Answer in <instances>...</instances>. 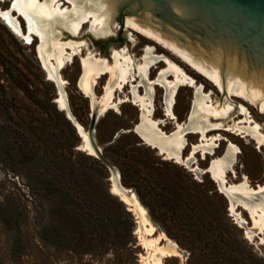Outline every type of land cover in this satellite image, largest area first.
I'll list each match as a JSON object with an SVG mask.
<instances>
[{"label": "rangeland", "instance_id": "obj_1", "mask_svg": "<svg viewBox=\"0 0 264 264\" xmlns=\"http://www.w3.org/2000/svg\"><path fill=\"white\" fill-rule=\"evenodd\" d=\"M11 3L0 1V9H10ZM71 7L66 0H59L58 10ZM127 12L116 11L112 33L104 37L94 35L95 26L88 20L81 25L78 37L55 27L62 34V42H85L81 53L60 70L68 107L84 130L90 119V103L77 82L80 59L89 53L110 62L115 50L127 48L138 60L146 44L155 45L158 53L202 84L206 93L211 92L213 105L224 102L212 81L171 51L122 24L121 16L123 20L134 17L126 16ZM12 14L25 32L23 16L14 10ZM38 43V36L32 34L31 42L25 44L0 19V264H154L153 247H145L139 238L154 237L137 231L132 212L110 193L109 171L79 149L80 135L65 111L58 109V90L39 61ZM163 66L160 62L151 68L149 77L154 78ZM106 79L102 76L97 80L93 88L96 96L103 93ZM139 90L143 94V89ZM129 91L126 85L122 92H115L114 100L118 103V98L130 95ZM193 95L192 87L179 89L173 107L178 121L187 119ZM231 99L234 110L224 120V127L208 133L221 137L214 154L195 157L204 169L211 158L223 154L230 141L239 153L234 172L226 173L227 182L238 183L245 175L255 187L264 183V148L231 133L226 126L244 117L238 112L242 104L264 134V115L238 97ZM162 102L163 89L155 86L153 119H165ZM117 106L99 116L94 138L117 169L122 185L132 190L146 209L157 232H164L178 246L179 256L164 257L157 264H264V231L259 234L251 228L247 212L239 207L243 221L234 220L227 198L208 174L197 175L182 164L164 160L134 132L140 108L130 101ZM165 121L159 128L169 134L175 130L174 122ZM185 137L184 157L190 153L191 144L199 141L196 133H186Z\"/></svg>", "mask_w": 264, "mask_h": 264}, {"label": "bare ground", "instance_id": "obj_2", "mask_svg": "<svg viewBox=\"0 0 264 264\" xmlns=\"http://www.w3.org/2000/svg\"><path fill=\"white\" fill-rule=\"evenodd\" d=\"M11 1L10 9H0V19L25 44L31 42L32 34L38 36L39 61L47 79L54 82L57 87L58 96L55 98V103L58 109L66 111L67 114H69L68 103L63 90L65 80L61 77L60 70L72 60L74 55L81 53V47L85 42L73 39L62 42V34L56 31L55 27L63 28L72 37H78L81 25L88 20L92 27L95 26L94 35L104 37L112 33L111 26L116 18V11L123 5H126L132 13L128 16H134L124 21L127 28H132L148 40L171 51L198 73L212 81L221 93L224 91V102L213 105L211 92L206 93L202 84H198L168 56L158 53L156 46L152 44H146L138 60L129 54L127 48L115 50L110 62L97 58L92 53L80 59L81 73L77 86L79 91L89 99L90 110L97 107L100 116L126 101L138 106L141 115L138 124L134 126V132L145 145L157 150L158 155L164 160H173L175 163L182 164L197 175L208 174L220 193L227 198L230 216L237 222H242L243 216L238 210L240 207L247 212L252 224L251 228L259 230V234L264 231V183L253 187L245 175H242L238 183H228L226 180V173L234 172L233 166L239 153L238 147L229 141L223 154L211 158L209 165L204 169L198 166L195 157L196 154H199L201 158L214 154L216 141L221 137L208 133L223 128L224 120L230 118L234 110L232 96L242 99L255 107L259 114L264 115V89L221 69L207 59H203L204 57L191 53L190 49L159 34L126 0H66L72 5L68 10H58L59 0H43L40 3L39 0ZM13 10L22 15L27 22L25 32L20 29L19 21L12 14ZM160 62H163L164 66L151 79L149 77L151 68ZM102 76H107L103 93L96 96L93 88ZM126 85L130 87V95L118 98L117 103L114 100L115 92H122ZM155 86L163 89L162 104L165 119L152 118ZM184 86L192 87L194 95L187 119L180 122L173 112V107L179 89ZM139 88L143 89V94ZM238 112L244 117L236 122L233 120L226 126L227 130L246 140H254L259 149L264 148V134L261 133L260 125L250 120L249 112L244 105H238ZM166 119L172 120L175 127V130L169 134L159 128V125L164 124ZM72 121L82 139L79 149L93 156L94 150L87 132L77 121ZM186 133L198 134L199 141L191 144L190 153L184 157L182 151L188 144ZM234 177L236 178L235 174ZM110 180L111 194L118 197L132 212L138 224L137 231L143 230L144 236L154 237L153 239H147L141 235L139 237L145 247H153L154 252L151 255L153 263H159L164 257L179 256L178 246L164 232H157L156 227L148 218L146 209L134 192L117 186L112 177ZM244 228L247 230L246 227ZM162 241L163 245H160ZM142 264H148V262Z\"/></svg>", "mask_w": 264, "mask_h": 264}, {"label": "water", "instance_id": "obj_3", "mask_svg": "<svg viewBox=\"0 0 264 264\" xmlns=\"http://www.w3.org/2000/svg\"><path fill=\"white\" fill-rule=\"evenodd\" d=\"M161 35L196 52L221 69L264 89V0H126ZM128 11L120 6L117 11ZM120 21L124 24L123 16ZM224 91L222 95L224 96ZM66 118L76 121L69 107ZM72 118V119H71ZM99 118L90 110L85 130L94 155L117 186V169L94 138ZM73 124V123H72ZM75 128L76 125L73 124Z\"/></svg>", "mask_w": 264, "mask_h": 264}, {"label": "trees", "instance_id": "obj_4", "mask_svg": "<svg viewBox=\"0 0 264 264\" xmlns=\"http://www.w3.org/2000/svg\"><path fill=\"white\" fill-rule=\"evenodd\" d=\"M89 155V154H88ZM92 156V155H91ZM96 159V158H95ZM97 161L102 165V166H104L98 159H97ZM105 167V166H104ZM110 191V190H109ZM111 193V192H110ZM113 195V194H112ZM122 204H123V202H122Z\"/></svg>", "mask_w": 264, "mask_h": 264}]
</instances>
